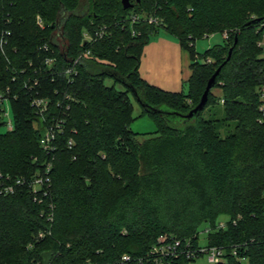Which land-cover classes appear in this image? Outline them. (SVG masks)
<instances>
[{
	"label": "trees",
	"instance_id": "1",
	"mask_svg": "<svg viewBox=\"0 0 264 264\" xmlns=\"http://www.w3.org/2000/svg\"><path fill=\"white\" fill-rule=\"evenodd\" d=\"M135 10L160 23L143 20L131 26L127 17ZM263 23L264 0H141L130 10L121 0H0V88L11 86L17 94L12 132L4 129L0 106V173L30 176L38 168L33 159L44 158L25 77L13 82V74L25 69V76L36 75L41 95L54 100L57 89L70 93L68 129L77 131L75 149L63 145L54 166L52 237L27 250L34 234L47 226L41 206L25 189L0 198V264H122L123 255L132 258L128 264H138L161 236L198 247L201 233L207 247L225 249L220 264H264V109L259 94L264 52L258 46ZM106 25L107 34L97 38ZM160 29L190 53L187 92L159 89L139 73L144 47ZM225 31L224 44L203 55L197 52L198 39ZM119 38L125 48L115 45ZM45 45L53 49L57 65L44 64L50 55L40 49ZM232 47V58L214 87L221 94L211 91L208 104L214 98L223 101L227 119L243 125L235 134L221 137L215 123L203 118L205 110L195 122L176 125L144 107L187 113ZM86 51L91 56L81 60L78 76L69 83L62 69ZM99 59L116 63L125 75ZM106 78L114 84H106ZM116 83L156 120L157 135L131 130L133 104ZM238 143L243 157L261 155L254 174L250 164L242 166L246 173L235 166ZM192 261L179 257L164 264Z\"/></svg>",
	"mask_w": 264,
	"mask_h": 264
},
{
	"label": "built area",
	"instance_id": "2",
	"mask_svg": "<svg viewBox=\"0 0 264 264\" xmlns=\"http://www.w3.org/2000/svg\"><path fill=\"white\" fill-rule=\"evenodd\" d=\"M143 20L147 21L149 24L158 25L160 23L159 19L154 16L142 19L141 16L138 15L131 20V26ZM37 24L41 28H44V22L39 16L37 17ZM105 28H101L100 32L96 34L97 38L101 39L107 34V29ZM262 29L264 30V23L262 24ZM7 34L9 35L10 33ZM133 34H135V32ZM223 35L224 39L229 37L227 31H225ZM84 36L87 40H94L88 33H85ZM204 37H208V35ZM258 46L262 48L264 52V33L258 42ZM40 49L50 54L44 60L46 66L52 67L58 64L57 58L53 55L54 51L52 48H48V46L45 45ZM90 56L91 52L86 51L78 58L73 59L62 69L61 75L64 76L69 83H73L78 76V67L81 60L83 58H89ZM207 62H210V60ZM25 74V69L13 74L12 81L15 82L20 76L25 77L23 79L24 88L29 95L30 106L36 115L34 127L40 133L39 146L44 154V158L40 159L39 157H35L33 159V161L38 164V168L37 171L30 176L12 177L10 175L3 176V174L0 173V198L13 196L17 194L18 191L25 189L32 197L33 202L41 206V216L45 218L47 226L35 233L33 239L28 243L27 250H33L36 245L45 242L48 238L53 236L55 204L51 197V190L54 166L57 160V154L63 145L66 144L70 151L75 149L76 143L74 136L77 134V131L71 129L69 132L68 129V122L71 118V102L73 101L71 94L67 91L63 92L57 89L54 92L57 97L56 100L49 96L41 95L40 90L42 83L40 78L36 75L25 76ZM259 94L261 108L264 109V85L259 89ZM16 99L17 94L13 93L11 86L0 88L1 116L6 132H12L15 128L12 101ZM10 110H12L11 114L9 113ZM69 133L71 136L68 140H65L66 135ZM73 160H76V156L73 157ZM203 254H208V262L210 264H220L224 260L225 249L218 247H201V245L194 247L190 240H185L183 243L173 236H161L158 240V244L150 250L149 254L144 258H140L137 262H139L138 264H164L168 263L171 258L179 257H185L190 261H195L196 258ZM131 261L132 258L129 255H123L120 262L122 264H128Z\"/></svg>",
	"mask_w": 264,
	"mask_h": 264
},
{
	"label": "rangeland",
	"instance_id": "3",
	"mask_svg": "<svg viewBox=\"0 0 264 264\" xmlns=\"http://www.w3.org/2000/svg\"><path fill=\"white\" fill-rule=\"evenodd\" d=\"M135 5L137 6L138 4L135 2ZM141 16V18H146L147 14L144 12H138L137 10L131 12L128 15V19L127 20H132L133 18H135L136 16ZM106 27V28H105ZM102 28L105 29H109L110 25H106L103 26ZM111 30H113V28H111ZM168 32L164 29H160L157 33L158 34H164V33ZM165 33V34H166ZM110 34V33H109ZM164 34V35H165ZM224 44V35L221 32H216L213 34H209L208 37H203L200 38L196 41V43L194 44L195 49L198 51V53L200 55H203L207 50L217 46V45H222ZM117 47L118 46H122V47H126V43L125 41H123L122 38H119L117 41V44H115ZM126 54H128L129 56H132V54L134 53L133 50H125ZM101 64L110 68H114V69H118V65L116 63H113L109 60H101L99 59ZM120 70V69H118ZM120 72L122 74H124L123 70H120ZM125 75V74H124ZM106 84H114V81H112L110 78H106L104 79ZM115 87L118 90H122L125 91L126 94L130 97L132 104H133V121L131 123V130L139 136H155L158 134L159 132V127L158 124L156 122V120L151 117L148 114H144L142 106L139 104V102H137V100L135 98H133L132 94L128 91V89H126L123 85L116 83ZM185 92H187V87H185ZM212 92L216 95L221 94V89L220 88H214L212 90ZM9 110V109H8ZM9 113H12V110L9 111ZM203 118L206 120H210L212 122L215 123L216 129L218 131V133L220 134L221 137H225L228 134H235L237 129L242 127V123H240L239 121H233V120H229L227 119L226 116V112H225V104L223 103V101L219 100V99H212L211 102H209L207 108L205 109L204 113H203ZM8 119V118H6ZM173 124H184L183 120L181 119H177L174 118V120L172 121ZM248 126V124H247ZM239 142V141H238ZM256 146V145H255ZM243 149L240 150V146L239 143L237 145V150L234 153V161H235V166H237L238 170L242 168L243 165L245 164H250V172L252 171V173L254 174L257 171V167H255V165H258L259 160L261 158V155H259L257 158L254 159V155L252 154L249 158L247 157H243ZM242 173H246V170L244 169V167L242 168ZM222 220V218H220ZM206 226H204L203 228H205ZM202 228V229H203ZM199 243L201 245V247H207V240H206V236L205 233H201L199 235ZM189 264H210L208 262V254H203L201 256H199L198 258L195 259V261L190 262ZM242 264H248V262L246 260H244L242 262Z\"/></svg>",
	"mask_w": 264,
	"mask_h": 264
},
{
	"label": "crops",
	"instance_id": "4",
	"mask_svg": "<svg viewBox=\"0 0 264 264\" xmlns=\"http://www.w3.org/2000/svg\"><path fill=\"white\" fill-rule=\"evenodd\" d=\"M164 34H155L144 47L139 73L146 82L159 89L185 92L192 73L190 53L178 38Z\"/></svg>",
	"mask_w": 264,
	"mask_h": 264
},
{
	"label": "water",
	"instance_id": "5",
	"mask_svg": "<svg viewBox=\"0 0 264 264\" xmlns=\"http://www.w3.org/2000/svg\"><path fill=\"white\" fill-rule=\"evenodd\" d=\"M122 2V6L124 8V10H130L133 9L135 7V2L137 4H139L141 2V0H121ZM262 19H258L254 22H261ZM253 22H250L249 24H252ZM238 43V38L235 39V44L234 46ZM234 51V47H232L229 51L228 57L225 60V62L219 66V68L216 70V72L212 75V77L209 79L208 83H207V87L206 90L203 94V96L201 97L199 103L192 108L191 110H189L187 113H181L178 111H174L171 110L167 107H161L159 109L145 105L144 107L151 113H161L163 115H165L171 122L174 120V118L177 119H181L183 120V122L185 121H193L195 122L198 117L201 115V113L205 110L207 104H208V100H209V94L212 91V89L216 86V82H217V78L220 75L223 67L226 65V63H228L231 58H232V54Z\"/></svg>",
	"mask_w": 264,
	"mask_h": 264
}]
</instances>
